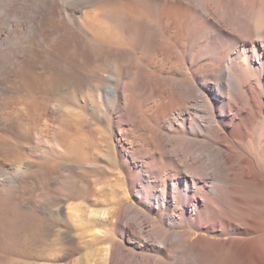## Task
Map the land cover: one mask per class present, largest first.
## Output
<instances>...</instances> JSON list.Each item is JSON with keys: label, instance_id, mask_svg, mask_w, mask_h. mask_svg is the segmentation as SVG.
I'll return each instance as SVG.
<instances>
[{"label": "bare ground", "instance_id": "obj_1", "mask_svg": "<svg viewBox=\"0 0 264 264\" xmlns=\"http://www.w3.org/2000/svg\"><path fill=\"white\" fill-rule=\"evenodd\" d=\"M52 237L0 264H264V0H0V252Z\"/></svg>", "mask_w": 264, "mask_h": 264}, {"label": "rangeland", "instance_id": "obj_2", "mask_svg": "<svg viewBox=\"0 0 264 264\" xmlns=\"http://www.w3.org/2000/svg\"><path fill=\"white\" fill-rule=\"evenodd\" d=\"M132 199V200H131ZM130 201L131 203H134L133 200V194H130ZM74 202V201H70ZM77 203V202H74ZM135 204V203H134ZM55 225L54 231L59 232L65 228V225L62 224L61 222L56 223L52 218H49ZM60 224V225H59ZM54 238H50V241L48 242L47 245H42L41 246V241L40 240H35L33 241H28L23 245H18L17 249H12V248H6L0 252V261L6 262L10 259L12 260H18V261H29L32 260L34 261L35 257L39 255L40 253H43L44 255L51 256L54 255V253L58 249V244L54 243ZM81 253V257L82 254Z\"/></svg>", "mask_w": 264, "mask_h": 264}]
</instances>
